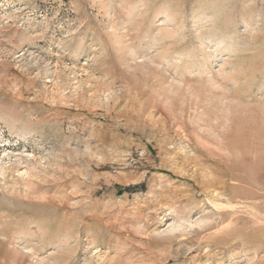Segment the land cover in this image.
Listing matches in <instances>:
<instances>
[{"label":"rangeland","instance_id":"374dc122","mask_svg":"<svg viewBox=\"0 0 264 264\" xmlns=\"http://www.w3.org/2000/svg\"><path fill=\"white\" fill-rule=\"evenodd\" d=\"M7 147L0 264H264V0H0Z\"/></svg>","mask_w":264,"mask_h":264},{"label":"bare ground","instance_id":"6f19581e","mask_svg":"<svg viewBox=\"0 0 264 264\" xmlns=\"http://www.w3.org/2000/svg\"><path fill=\"white\" fill-rule=\"evenodd\" d=\"M223 35H226V34H223ZM224 40H225V36H220V37H218L217 39H216V43L218 44V46L220 45V44H223V42H224ZM230 45V44H229ZM217 46V47H218ZM229 48V47H228ZM217 50H220V49H217ZM216 50V51H217ZM224 64L222 63L221 64V66H223ZM10 147H7V148H5V150H3V152H2V157L0 158V175L1 176H3L4 174H5V172H6V158H5V156H8L9 155V153L11 152V151H13L12 149H9ZM16 247H19V246H17L16 245ZM3 249H2V247L0 246V251H2ZM39 261L41 262V263H43L44 262V260L42 259V258H40L39 259Z\"/></svg>","mask_w":264,"mask_h":264}]
</instances>
